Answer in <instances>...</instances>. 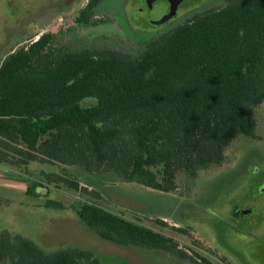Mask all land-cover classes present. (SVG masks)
<instances>
[{"label": "trees", "instance_id": "trees-1", "mask_svg": "<svg viewBox=\"0 0 264 264\" xmlns=\"http://www.w3.org/2000/svg\"><path fill=\"white\" fill-rule=\"evenodd\" d=\"M101 1H89L76 17L78 26L98 25L93 19ZM87 100L94 103L84 106ZM263 103L264 0H227L196 13L147 39L137 55L74 50L46 33L1 60L0 164L24 171L34 162L59 164L171 193L179 175L196 179L223 166L238 138L260 139L256 110ZM44 177L48 184L99 195L67 173ZM38 188L49 189L32 182L26 194L37 197ZM45 207L63 208L51 199ZM74 208L104 240L211 264L181 251L163 233L96 204ZM0 264L117 263L71 246L48 252L1 231Z\"/></svg>", "mask_w": 264, "mask_h": 264}, {"label": "rangeland", "instance_id": "rangeland-1", "mask_svg": "<svg viewBox=\"0 0 264 264\" xmlns=\"http://www.w3.org/2000/svg\"><path fill=\"white\" fill-rule=\"evenodd\" d=\"M56 1L0 0V63L13 49L46 33L56 34L62 44L74 50L111 48L137 55L150 37L227 2L184 0L176 16L168 17L159 6L163 0H103L95 9L93 20L98 25L83 27L77 25L76 17L87 0L80 10L63 14H55ZM47 17L56 18L43 21ZM163 19L166 24L156 26ZM93 103L87 100L83 105ZM256 118L260 139L238 138L228 148L223 166L201 171L196 179L179 175L178 189L171 193L126 183L112 174H89L59 164L34 162L27 171L8 166L24 174L25 178H21L28 180L27 186L37 182L49 189L38 188L39 196L31 197L17 190L9 194L3 188L0 232L20 234L48 252L64 246L91 250L117 264H192L163 252L142 251L102 239L88 230L76 213L74 205L87 202L163 233L197 261L206 258L211 264H264V103L256 110ZM45 173H67L89 193L99 195L77 192L63 184H48ZM4 176L0 183H9L12 176ZM8 196L14 200L8 201ZM47 199L64 209L46 208ZM157 219L166 225H158Z\"/></svg>", "mask_w": 264, "mask_h": 264}, {"label": "crops", "instance_id": "crops-1", "mask_svg": "<svg viewBox=\"0 0 264 264\" xmlns=\"http://www.w3.org/2000/svg\"><path fill=\"white\" fill-rule=\"evenodd\" d=\"M6 169V172H4L3 170ZM4 175H6V178H8L9 176H12V179L8 178L10 180V182H2L0 183V200H4L5 199V195L2 192L3 188H5L4 190L9 191L11 193L9 194H15V191L17 190L20 194L22 193H27V179H23L25 178L24 174H20L12 169H10L8 166L0 164V178L5 177ZM15 177H18L19 179L15 180ZM23 177V178H21ZM16 182V183H15ZM11 183H15V184H11ZM19 185L18 187H16L15 185ZM27 195V194H26ZM13 197H9L8 196V201H13L14 199H12Z\"/></svg>", "mask_w": 264, "mask_h": 264}, {"label": "flooded vegetation", "instance_id": "flooded-vegetation-1", "mask_svg": "<svg viewBox=\"0 0 264 264\" xmlns=\"http://www.w3.org/2000/svg\"><path fill=\"white\" fill-rule=\"evenodd\" d=\"M25 1H28V0H25ZM83 1L84 0H57L56 2H54L55 9H56L55 14H63V13L72 12L78 9L80 10V7L83 5ZM89 1L90 0H87V4L89 3ZM86 5L84 6V8L86 7ZM84 8H82L81 10H83ZM54 18L56 17H47L46 19H43V21L51 22L52 20H54Z\"/></svg>", "mask_w": 264, "mask_h": 264}, {"label": "water", "instance_id": "water-1", "mask_svg": "<svg viewBox=\"0 0 264 264\" xmlns=\"http://www.w3.org/2000/svg\"><path fill=\"white\" fill-rule=\"evenodd\" d=\"M149 1L150 0H146L144 1V3H147ZM183 1L184 0H163V2H161L159 6L161 10H164L167 13L168 17H175L177 14L178 8ZM142 11L143 9L139 13L141 14ZM166 22L167 21L163 19V20H158L155 24L156 26H162L166 24ZM247 213L248 212L244 211V214H247Z\"/></svg>", "mask_w": 264, "mask_h": 264}]
</instances>
